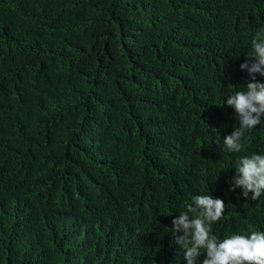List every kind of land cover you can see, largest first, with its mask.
<instances>
[{"label": "trees", "instance_id": "16d2710c", "mask_svg": "<svg viewBox=\"0 0 264 264\" xmlns=\"http://www.w3.org/2000/svg\"><path fill=\"white\" fill-rule=\"evenodd\" d=\"M258 37L264 0H0V264H187L195 195L219 240L264 232V194L230 190L264 119L222 141Z\"/></svg>", "mask_w": 264, "mask_h": 264}, {"label": "clouds", "instance_id": "9594fccd", "mask_svg": "<svg viewBox=\"0 0 264 264\" xmlns=\"http://www.w3.org/2000/svg\"><path fill=\"white\" fill-rule=\"evenodd\" d=\"M252 47L250 59L239 66L248 76L244 90L236 91L223 103L234 109L238 121L234 131L222 139L229 152H240L245 133L264 119V82L257 80V75L264 77V39H254ZM235 188L242 190L245 199L256 200L264 194V154L240 158L230 190ZM224 211L222 199L210 194L195 195L186 210L171 221L169 231L187 264H195L202 253V264H264V232L232 234L222 240L211 234L212 224L222 218Z\"/></svg>", "mask_w": 264, "mask_h": 264}]
</instances>
